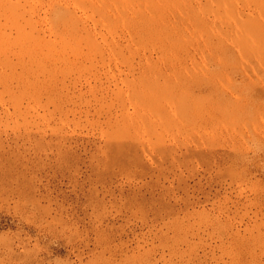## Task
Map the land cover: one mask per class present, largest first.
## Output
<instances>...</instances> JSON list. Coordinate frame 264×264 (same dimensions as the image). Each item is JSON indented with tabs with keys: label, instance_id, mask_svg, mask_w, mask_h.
<instances>
[{
	"label": "rangeland",
	"instance_id": "1",
	"mask_svg": "<svg viewBox=\"0 0 264 264\" xmlns=\"http://www.w3.org/2000/svg\"><path fill=\"white\" fill-rule=\"evenodd\" d=\"M0 264H264V0H0Z\"/></svg>",
	"mask_w": 264,
	"mask_h": 264
}]
</instances>
